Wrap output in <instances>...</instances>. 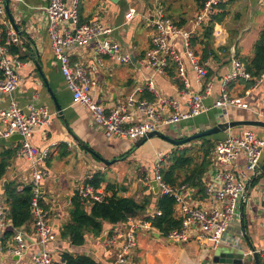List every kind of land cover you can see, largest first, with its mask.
I'll list each match as a JSON object with an SVG mask.
<instances>
[{
    "label": "crops",
    "instance_id": "1",
    "mask_svg": "<svg viewBox=\"0 0 264 264\" xmlns=\"http://www.w3.org/2000/svg\"><path fill=\"white\" fill-rule=\"evenodd\" d=\"M73 1L66 0L67 7H72ZM49 2L50 0H14L9 3L20 37V43L14 47L15 54L12 53V55L20 59L23 66L17 69L21 78L18 90L12 97L0 93V112L9 106L13 99L24 110H27L30 105L47 107L54 115L47 126L37 130L28 139L9 142L7 139L0 138V164L3 161L8 162L4 176L0 179V204L7 212L9 220L7 231L13 232L15 227L8 216L9 207L5 187L12 183L19 185L20 190L30 186L32 171L31 161L26 156L19 157L17 151L25 141L40 151L49 148V158L40 165V168L46 172L42 182L44 201L46 206L48 205L54 227L53 238L48 243L47 250L54 255L57 264L63 263L65 254L86 255L99 264H115L116 252L108 248L106 242L116 226L105 223L104 232L100 237L87 234L81 246L73 245L70 238L62 239L60 233L70 219L69 208L72 198L78 189L92 180L96 174L101 176L100 188L102 189H107L111 184L116 187L126 186L125 189L122 186L118 188L126 198L131 197L139 201L153 194L156 196L153 199L155 202L161 193L156 195L154 190H151L154 176L150 179L146 175L148 185L140 180L147 187L143 194L134 196L127 188L126 178L129 177L130 168L136 165L134 159L136 152L112 166L105 165L95 156L97 154L109 161L121 158L134 147L138 140L107 138L101 130L95 128L92 113L85 106L73 102L72 91L64 79L60 61L53 54L47 30L46 8ZM202 6L203 3L200 0H165L161 6L176 26L193 32L191 42L194 50L201 59H204H202L204 62H208V78L206 85L201 89L204 104L208 110L201 116L184 121L175 127L160 128L161 133L173 139H177L178 132H183L182 139H185L213 128L220 124L222 117H227L228 122L259 120L257 112L264 111V81L252 87H247L244 80L229 83L227 87L229 96L233 99H241L249 106V109L229 107L223 111L214 107L221 96L224 79L232 71L233 56L235 55V60L239 61L253 57V45L264 29V0H230L222 4L218 9L215 22L212 23L211 39L204 38V28L194 30V21ZM157 8L154 0H119L117 3L110 0L80 1V24L97 19L104 26L112 28V33L105 38L119 43L123 52L131 54L135 60L127 65L112 63L109 58L96 54L95 42L85 46H74L68 50L71 59L82 62L89 76L96 81L93 95L97 101L111 106L135 96L155 103L157 97L145 89L146 81L152 79L162 97L177 100L181 110H187V97L184 94L183 85L176 79V65L169 63L165 74H161L147 67L144 61L145 54L151 48L153 37L156 35L150 20L154 17ZM131 9L135 10V14L129 21L126 16ZM171 42L180 54L184 52L185 41L181 36L171 38ZM232 50H235L234 54ZM183 61L192 84V91L197 92L200 88L195 84L191 62L185 56ZM207 84L212 85L209 92L206 91ZM49 87L55 94L61 112L56 109ZM164 113L169 114L165 110ZM185 129H189L187 131L189 135H185ZM170 131L174 132L175 137L168 135ZM246 131H252L256 136L264 137V128L236 127L226 133L210 136L209 139L216 145L217 142L228 137H240ZM160 140L162 139L153 138L148 141L150 145H159L154 150V156L158 159L159 154L166 155L175 147L170 144L166 148ZM195 141L187 144L192 145L189 148L201 144V141ZM193 142L194 144H191ZM245 163L246 157L242 155L234 166V171L239 178ZM212 164L211 162L200 186L193 187L188 184L191 189L189 201L204 204L205 187L215 183ZM247 177L250 184L247 200L242 208L241 222H236L238 226L233 228L235 234L243 232L240 239L241 248L228 249L244 254L242 264L251 262L256 264L254 256L247 254L251 250H259L264 244L263 176L255 179V174L248 173ZM107 194L111 195V192ZM86 206L90 207L91 203H86ZM152 211L153 209L148 213L152 214ZM175 217L180 220L177 215ZM138 220L148 225L142 227L136 235L137 246L131 256L132 264H229L214 262L215 256L220 253L219 250L213 251L212 244L199 239L200 235L196 233H193L184 243L172 242L154 229L144 216ZM20 229L26 236L27 256L20 259L10 257L8 248L11 246L12 237L5 235V238L0 240V264H32L31 256L41 251V247L36 245L35 224L30 222ZM107 232L109 236L106 242L100 240Z\"/></svg>",
    "mask_w": 264,
    "mask_h": 264
},
{
    "label": "built area",
    "instance_id": "2",
    "mask_svg": "<svg viewBox=\"0 0 264 264\" xmlns=\"http://www.w3.org/2000/svg\"><path fill=\"white\" fill-rule=\"evenodd\" d=\"M80 1L74 0L72 7H67L66 0H50L46 8L47 30L53 54L60 61L62 74L72 91L73 102L85 106L92 113L96 129L101 130L107 138L140 140L159 131L161 127H175L184 121L201 116L208 110L201 91L208 78V62H204L196 54L191 42L193 32L176 26L161 9L165 0H154L158 8L150 24L155 28L156 35L153 37L151 48L145 54L144 61L147 67L161 74H165L169 63L176 65V79L183 85V91L187 97V110H181L177 100L162 97L152 79L146 81L145 89L157 97L155 103L135 96L111 106L97 101L93 95L96 81L89 76L82 62L71 59L68 50L74 46H85L95 42L96 54L109 58L112 63L132 64L134 58L131 54L124 53L119 43L105 38L112 33V28L104 26L97 19L80 24ZM228 1L230 0H204L203 7L195 18L194 30L203 29L214 23L218 9ZM5 4L6 0H0V93L12 97L20 86L21 78L17 69L22 67L23 63L11 54V48L20 43V37L10 20L8 21ZM134 14L135 10L131 9L126 19L130 21ZM178 36L185 41V50L182 54L171 42V38ZM184 56L191 62L195 84L200 88L197 92L192 91V84L183 61ZM239 80L249 81L252 80V76L241 61L234 59L232 71L224 79L221 96L216 101L215 108L223 111L229 107L249 109V106L241 99H233L228 94L229 83ZM263 81L264 74L256 84ZM211 88L212 85L207 84L206 91H211ZM164 110L169 114H165ZM53 115L47 107L30 105L27 110H24L12 99L10 105L0 112V138L8 139L19 134L24 139H28L37 130L47 126ZM257 115L259 121H264V111L257 112ZM220 123H228L227 117H222ZM187 131L189 129H185V135H189ZM178 134L177 139L184 138L183 132ZM17 155L26 156L32 165L30 213L34 218L37 231L36 245L41 247V251L31 256V262L32 264H57L55 257L46 248L53 238L54 227L50 213L45 208L42 182L46 172L40 168V165L49 158L50 149L40 151L25 141L17 151ZM242 155L246 157V163L239 178L234 171V166ZM160 156L164 157L159 154V161L154 170V180L158 183L161 195L173 197L176 201V215L182 223L181 229L170 232L166 236L167 239L182 243L196 233L200 235L199 239L212 244L213 251H216L220 244L240 249L243 232L235 234L233 228L238 226L236 222H241L242 208L247 200L250 184L247 174L253 173L256 176L259 167L263 164L264 137L256 136L252 131H246L240 137L232 136L216 143L212 158L215 183L205 187L206 200L203 205L189 201L191 189L188 185L171 186L165 182L159 164L162 161ZM101 194V191L91 186H81L76 193L81 201L91 204L101 202ZM156 214L160 216L161 212ZM8 222L6 210L0 204V240L9 227ZM147 225L148 223L138 218L117 224L106 243L108 248L116 252L115 264H132L131 256L137 246L136 232ZM14 229L15 247L11 255L22 258L28 252L26 236L20 227ZM247 255H258L261 264H264V244L259 250H251Z\"/></svg>",
    "mask_w": 264,
    "mask_h": 264
},
{
    "label": "trees",
    "instance_id": "3",
    "mask_svg": "<svg viewBox=\"0 0 264 264\" xmlns=\"http://www.w3.org/2000/svg\"><path fill=\"white\" fill-rule=\"evenodd\" d=\"M200 1L204 2V0ZM203 31L204 38L211 39L213 25L206 26ZM5 36L6 34L4 33ZM14 47L11 48V54H15ZM241 61L252 76V80L244 82L247 83V87H252L264 74V29L253 45V57L244 58ZM198 141L202 142L200 148H197V146L183 150L176 148L171 154L169 157L171 166L162 169V175L166 183L171 186L189 184L193 187L202 184V178L208 172L212 162L211 156L215 148V142L210 140L209 137ZM7 163L3 161L0 164V179L4 176ZM101 182V176L96 174L92 180L87 181V184L99 188ZM106 190L111 192V195L107 194V197L102 202H92L90 207H87L86 201H81L78 196L72 199L71 207L69 208L70 219L60 233L62 239L70 238L73 245L81 246L84 244L87 234L100 237L104 232L105 223L115 226L119 223H127L130 218L136 219L143 216L164 237L174 230L181 229V220L175 217L176 201L173 197L159 195L154 202L153 199L156 196L151 194L138 201L135 198L124 197L115 185H108ZM5 195L9 207L8 216L15 228L33 222V217L30 213L31 186L23 187L20 190L19 185L15 183L9 184L5 187ZM45 208L48 209V206H45ZM152 209V212H161V215L149 214V210ZM12 234V231H6L5 233L6 237H10ZM61 264L99 263L86 255L73 256L65 254Z\"/></svg>",
    "mask_w": 264,
    "mask_h": 264
},
{
    "label": "water",
    "instance_id": "4",
    "mask_svg": "<svg viewBox=\"0 0 264 264\" xmlns=\"http://www.w3.org/2000/svg\"><path fill=\"white\" fill-rule=\"evenodd\" d=\"M110 1L117 3L119 0H110ZM9 3L10 2L8 0H6L5 5H6L7 16L9 18L11 24L15 28V30L18 31L19 29L16 26L14 17L11 14L10 9H9ZM232 53L234 54L235 50H232ZM36 57H38V54H36ZM235 58L236 57L234 55L233 59H235ZM49 92L51 94V97L53 98L56 109L59 112H61V107H60L59 103L57 102L55 94L50 89V87H49ZM236 127H261V128H264V121L255 120V121H233V122H228L225 124L220 123V124H217L213 128H210L206 131L191 135L185 139H180V140L170 138V137L164 135L163 133H161L160 131H156L154 133L149 134L147 137H143L140 140H138V142L134 145V147L128 153H126L124 156H122L121 158L109 161V160L102 158L101 156H99L97 154H95V156L98 157L105 165L112 166V165L122 161L124 158H127L130 155H132L133 153H135L140 147L144 146L148 141L152 140L153 138H160V139L166 141L167 143H169L175 147H184L185 145L189 144L192 141L199 140V139L206 138V137H210V136L216 135L218 133H226L228 130H230L232 128H236ZM23 140H24V137H22L19 134H15V135H13L7 139V141H9V142H19V141H23ZM263 175H264V163L259 167L257 174L255 176V179H257L258 176H263ZM151 186H152L155 194L158 195L159 194L158 183L153 180L151 182ZM108 236H109V232L105 233L100 240L106 242V239ZM244 258H245V256L242 252L236 253L235 251L229 250V251L220 252L218 255H216L214 258V262H216V263H229V264H242ZM254 260H255L256 264H261V260H260V257L258 255L254 256Z\"/></svg>",
    "mask_w": 264,
    "mask_h": 264
},
{
    "label": "rangeland",
    "instance_id": "5",
    "mask_svg": "<svg viewBox=\"0 0 264 264\" xmlns=\"http://www.w3.org/2000/svg\"><path fill=\"white\" fill-rule=\"evenodd\" d=\"M50 122H51V120H50ZM168 135H171L172 137H175L174 132L172 133L171 131L169 132ZM160 142H161V144H165L164 147H166V148L170 145V144H168V143H166V142H164L162 140H160ZM195 142H197V141H195ZM191 144H194V142L191 143ZM201 144H202V142H201ZM201 144L200 145H197V148H200ZM189 146H192V145H186L184 147H178V148H180V149L183 150L185 148H189ZM158 147H159V145H150V143L147 142L144 146L140 147L136 151V153L134 154V159L136 160V162H135L136 165L134 166V168H130L129 175H128L129 177L126 178L127 186H128L127 188H129L131 190V192L133 193L132 195L137 196V195L143 194L144 193V190L147 189L146 185H148L147 177L150 178V179H153V176H155L154 168L156 166L157 160L159 161V159L154 156V153H155L154 150L157 149ZM176 148L177 147H174L173 149H171V151L169 153H167L166 155H163L164 157H161L160 156V159H162V161L159 162V164L161 166V173H162V169L163 168H169L171 166V162L169 160V157L176 150ZM146 175H147V177H146ZM140 180L142 182L147 183V184L144 186L143 183ZM82 186H91V187L95 188L93 185H90V184H87V183H85ZM120 186H122L123 188L126 187L124 185H120ZM120 186H118L119 189L122 188ZM95 189L98 190V191H101V193H102L101 194V198H102V201H103L107 197V191H106V189H102L100 187L99 188H95ZM151 190H153V188H151ZM76 196L77 195L75 194L73 198H75ZM48 209H47V211L49 212ZM152 213L156 214L155 211L152 212ZM33 223L35 224L34 218H33ZM115 226H117V225H115ZM141 229L142 228H140V229L137 230L136 235L141 231ZM4 236H3V238H5ZM11 237H12V239H11L12 240V243H11V246L8 248V254L12 258L18 259V257H14V256L11 255L12 254V250L15 247L14 240H13V234H12ZM182 243H184V242H182ZM106 246H107V244H106ZM228 248H231V249L235 250L234 248L228 247L227 245H224V244H220L219 247H218V250H219V252H221V251H224V250L225 251L226 250H229ZM27 254H28V252H27ZM25 256H27V255H25ZM247 262L249 263V261H247ZM250 264H253V262H251Z\"/></svg>",
    "mask_w": 264,
    "mask_h": 264
}]
</instances>
